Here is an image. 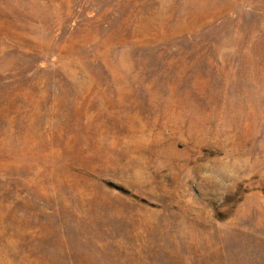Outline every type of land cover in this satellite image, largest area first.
<instances>
[{
	"label": "rangeland",
	"instance_id": "374dc122",
	"mask_svg": "<svg viewBox=\"0 0 264 264\" xmlns=\"http://www.w3.org/2000/svg\"><path fill=\"white\" fill-rule=\"evenodd\" d=\"M0 264H264V0H0Z\"/></svg>",
	"mask_w": 264,
	"mask_h": 264
}]
</instances>
